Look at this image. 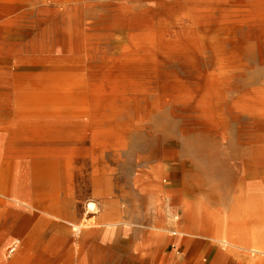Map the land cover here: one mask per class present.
I'll return each instance as SVG.
<instances>
[{
	"label": "bare ground",
	"instance_id": "6f19581e",
	"mask_svg": "<svg viewBox=\"0 0 264 264\" xmlns=\"http://www.w3.org/2000/svg\"><path fill=\"white\" fill-rule=\"evenodd\" d=\"M101 1L0 0V106L8 105L0 113V264H102L104 249L118 240L124 223L103 209L104 181L116 171L107 156L119 162L128 139L146 130V121L138 116L143 100L150 104L154 96L151 105L157 108L168 95L175 102L181 99V81L160 68L181 62V53L192 60L211 51L215 69L206 80L207 94L200 98L201 105L209 103L214 88L230 83L228 76L242 53L240 45L225 48L234 41L240 20L264 27V10L252 15L244 0H191L201 13L198 19L193 16L186 41L173 27L178 22H160L155 32H137L153 28L148 19L152 15L148 10L135 14L129 5L114 16L115 33L104 46L91 34L98 25L88 19ZM52 3L61 6L60 15L52 11ZM74 3L87 7L72 10L69 5ZM230 4L240 14L220 13L218 19L217 12ZM33 13L48 17L31 42L13 54L3 41L25 35L26 18ZM164 166L159 160L150 183L159 204L157 215L150 217L155 225L141 231V262L131 264H147L146 251L163 243L166 208L175 202L159 181ZM81 178L84 183L77 184ZM87 179L92 184L88 200ZM262 180L257 170L246 174L248 190L231 215L210 208L203 215L182 200L189 227L225 247L264 253V221L257 223L264 220ZM8 245L13 255L6 256Z\"/></svg>",
	"mask_w": 264,
	"mask_h": 264
},
{
	"label": "rangeland",
	"instance_id": "374dc122",
	"mask_svg": "<svg viewBox=\"0 0 264 264\" xmlns=\"http://www.w3.org/2000/svg\"><path fill=\"white\" fill-rule=\"evenodd\" d=\"M165 1L159 5L154 0L146 4L102 0L97 13L88 18L98 25L91 34L105 46L110 34L115 33L114 16L131 5L135 14L148 10V15H152L148 19L153 28L137 32H155L160 22H178L173 27L180 30L181 38L187 41L192 31L189 30L190 23L201 10L195 9L189 3L191 0ZM243 3L251 5L252 15L264 10L263 1L251 3L244 0ZM94 5L90 3L88 6L91 11L95 10ZM84 6L85 3L69 5L71 9ZM51 7L52 11L59 10L55 14L62 13L61 6L52 3ZM234 10H237L234 5L225 6L217 12V17L219 19L220 13L226 16L240 14ZM183 14L192 17L181 20ZM47 17L43 13L27 16L26 34L8 36L3 41L6 48L16 54L31 42L35 32H40ZM240 22L242 25L233 37L234 41L225 46L228 50L239 45L242 48L241 55L234 62L235 68L228 76L230 83L214 88L211 91L213 100L201 105L200 98L208 91V74L215 69L211 51H207L205 57L196 56L192 60L181 53V62L172 61L160 68L164 74L181 81L180 101L175 102V98L172 100L168 95L163 104L155 108L151 105L152 101L155 102L154 96L150 104L143 100L138 116L146 121V130L128 139L127 147L120 152L119 162L114 161L113 155L107 156V163L116 171L113 178L104 181L106 199L103 209L107 216L124 223L117 231L118 240L111 248L104 249L102 264L141 262L143 240L140 234L155 225L150 217L157 215L159 206L150 186L159 160L165 161L159 181L175 202L166 208L163 243L146 251L143 259L147 264H264V253L225 247L201 237L194 226L189 227L181 202L196 205L203 215L205 208L231 215L240 205L244 191L248 190L246 174L257 170L260 179L264 176V27H250L244 19ZM101 55L99 53L98 57ZM4 91L13 97L10 88H4ZM4 107L8 105L0 106L1 116ZM79 182L84 183L82 178L77 184ZM87 183L90 188L88 200L92 198L91 180L87 179ZM82 209L80 206L81 214L84 213ZM263 221L257 219L259 224ZM175 242L176 246H172ZM5 254H14H11L10 245L5 248Z\"/></svg>",
	"mask_w": 264,
	"mask_h": 264
},
{
	"label": "crops",
	"instance_id": "0c3cea01",
	"mask_svg": "<svg viewBox=\"0 0 264 264\" xmlns=\"http://www.w3.org/2000/svg\"><path fill=\"white\" fill-rule=\"evenodd\" d=\"M262 181H263V183H264V176H263V180H262ZM218 252H219V250H218ZM212 264H215V262H213Z\"/></svg>",
	"mask_w": 264,
	"mask_h": 264
}]
</instances>
